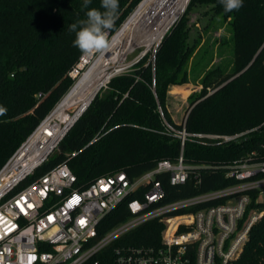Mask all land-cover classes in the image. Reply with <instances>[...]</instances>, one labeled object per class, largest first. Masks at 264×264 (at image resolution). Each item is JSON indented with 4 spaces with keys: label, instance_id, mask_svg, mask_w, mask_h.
I'll return each instance as SVG.
<instances>
[{
    "label": "trees",
    "instance_id": "trees-1",
    "mask_svg": "<svg viewBox=\"0 0 264 264\" xmlns=\"http://www.w3.org/2000/svg\"><path fill=\"white\" fill-rule=\"evenodd\" d=\"M139 1L119 0L111 32ZM100 4L91 0L88 7L100 9ZM82 6L83 0H0V106L7 109L0 116V167L71 86L69 72L81 52L73 47L75 33L69 25L86 18L88 8ZM211 30L218 35L206 36ZM229 42V68L213 57L196 77L201 90L188 98L185 119L175 121L169 86L190 83L196 56L203 49L224 52ZM176 91L187 92L182 87ZM165 121L191 133L257 129L232 143L186 140L183 159L195 171L178 185L170 183L168 172L158 174L166 191L164 202L229 185L226 166L253 150L264 160V0H243V7L231 13L224 12L219 0H191L154 58L145 56L129 74L113 78L38 173L66 163L83 188L103 175L124 171L134 178L161 159L177 161L181 142L166 131ZM249 194L246 215L253 209L264 212V202L256 201L258 192ZM128 214L121 204L108 225ZM162 228L161 222L151 220L128 235L135 243L157 244ZM234 264H264V214L251 227Z\"/></svg>",
    "mask_w": 264,
    "mask_h": 264
},
{
    "label": "built area",
    "instance_id": "built-area-1",
    "mask_svg": "<svg viewBox=\"0 0 264 264\" xmlns=\"http://www.w3.org/2000/svg\"><path fill=\"white\" fill-rule=\"evenodd\" d=\"M190 2L140 0L109 32V41L135 21L151 25L146 35L140 33L142 42L134 39L131 44V29L116 52L79 56L69 72L71 86L0 167V264H234L239 258L251 227L264 214L253 209L246 215L251 191H257L256 201L263 202L264 160L258 152L226 166L229 185L189 197L164 202L166 191L157 176L168 172L173 185L189 180L195 167L184 162L186 140L232 143L257 128L231 134L191 133L165 121L166 131L181 142L177 161L161 159L134 178L124 171L103 175L83 188L66 163L38 173L113 78L129 74L145 56L154 58ZM123 47V56L110 58ZM194 177L199 181L197 173ZM218 200L223 202H214ZM121 204L127 218L108 225ZM151 220L163 225L159 243L133 242L128 234Z\"/></svg>",
    "mask_w": 264,
    "mask_h": 264
},
{
    "label": "clouds",
    "instance_id": "clouds-1",
    "mask_svg": "<svg viewBox=\"0 0 264 264\" xmlns=\"http://www.w3.org/2000/svg\"><path fill=\"white\" fill-rule=\"evenodd\" d=\"M225 13L239 11L243 0H219ZM91 0H83V8H88L84 19L69 25V31L75 33L73 47L86 57L103 56L110 51L109 32L118 19L119 0H101L100 9L88 6ZM102 9V10H101ZM7 109L0 106V116Z\"/></svg>",
    "mask_w": 264,
    "mask_h": 264
},
{
    "label": "rangeland",
    "instance_id": "rangeland-1",
    "mask_svg": "<svg viewBox=\"0 0 264 264\" xmlns=\"http://www.w3.org/2000/svg\"><path fill=\"white\" fill-rule=\"evenodd\" d=\"M218 21H215L214 24H216ZM222 34L224 36H228V33L223 30ZM217 33H214L213 30H211L206 36H217ZM225 51L222 52H213V50H207L203 49L195 58L193 67H192V73L191 78L192 81L190 83L185 84L183 88L187 89V92L182 96L180 94H177L175 92L170 93L169 97V109L170 113L174 120L177 122H181L185 119V116L187 114V110L189 108V101L188 98L190 96L195 95L197 92L201 90V85L199 83V79L196 77L198 74L205 68L207 63L214 57L216 59V62L221 61V63L228 67L230 66L232 60H233V45L232 42L226 43L223 48ZM104 93V91H103ZM260 199L264 202V193L261 195Z\"/></svg>",
    "mask_w": 264,
    "mask_h": 264
},
{
    "label": "bare ground",
    "instance_id": "bare-ground-1",
    "mask_svg": "<svg viewBox=\"0 0 264 264\" xmlns=\"http://www.w3.org/2000/svg\"><path fill=\"white\" fill-rule=\"evenodd\" d=\"M150 27L151 25H147V24H143V23H137L135 21H130L128 22L115 36L114 38L110 41V51L108 53H106L105 55H103L104 57L108 56V54H112L114 52H116V50L119 48V46L121 45V43H123V39L125 38V35H126V32H130L131 29H133L132 33L133 35L131 36L129 40L132 44L133 40L135 39L137 42H142V39H144L143 35H146V30H147V33L149 32L150 30ZM145 29V30H144ZM140 33H142L143 35H141ZM147 37V36H146ZM129 41H126L127 44H129L128 42ZM147 41V40H146ZM144 42V40H143ZM128 46V45H127ZM131 47V45H130ZM129 47V48H130ZM126 50V47H123L122 51H120L119 53H115L113 55V57L111 56L110 58L111 59H115L117 58L119 55L123 56L124 52ZM95 65H98V62L95 64Z\"/></svg>",
    "mask_w": 264,
    "mask_h": 264
},
{
    "label": "crops",
    "instance_id": "crops-1",
    "mask_svg": "<svg viewBox=\"0 0 264 264\" xmlns=\"http://www.w3.org/2000/svg\"><path fill=\"white\" fill-rule=\"evenodd\" d=\"M184 86H185V84H184V85H171V86H169V90H168V91H169L170 93L175 92V93L180 94V95L183 96L184 93H182V92H177L176 89L179 88V87H180V88H181V87L183 88ZM186 90H187V89H186ZM173 119H175V118H173Z\"/></svg>",
    "mask_w": 264,
    "mask_h": 264
}]
</instances>
